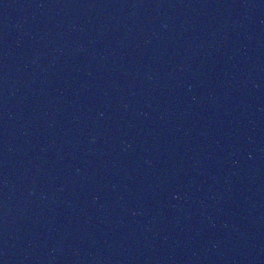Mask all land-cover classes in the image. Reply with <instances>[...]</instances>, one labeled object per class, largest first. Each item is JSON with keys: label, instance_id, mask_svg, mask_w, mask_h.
<instances>
[{"label": "water", "instance_id": "obj_1", "mask_svg": "<svg viewBox=\"0 0 264 264\" xmlns=\"http://www.w3.org/2000/svg\"><path fill=\"white\" fill-rule=\"evenodd\" d=\"M0 264H264V0H0Z\"/></svg>", "mask_w": 264, "mask_h": 264}]
</instances>
